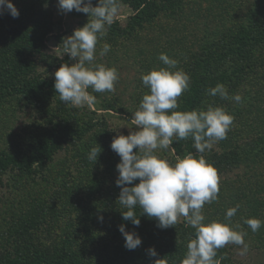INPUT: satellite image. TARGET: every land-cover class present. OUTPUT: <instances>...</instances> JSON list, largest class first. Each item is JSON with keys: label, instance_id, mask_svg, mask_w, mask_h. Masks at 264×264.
<instances>
[{"label": "rangeland", "instance_id": "374dc122", "mask_svg": "<svg viewBox=\"0 0 264 264\" xmlns=\"http://www.w3.org/2000/svg\"><path fill=\"white\" fill-rule=\"evenodd\" d=\"M40 1L47 2L44 14L47 18L50 16L56 30L47 38L32 71L54 87V73L58 68L76 62L64 53L62 41L83 27L89 16L74 9L67 13L61 11L58 0ZM132 1L118 0V16L98 41L96 59L92 62L93 67L103 64L118 70L115 92L96 93L89 88L96 102L85 107L62 102L57 92L42 101L22 95L0 99V155L12 154L16 158L28 155L37 137L58 123L83 134L66 152L55 154L43 172L23 174L13 169L1 174L0 258L14 256L24 244L31 249L60 244L69 240L73 232L77 233L75 226L80 227L78 236L83 243L96 245L107 239L123 243V235L117 237L110 229L112 219L125 209L118 200L121 188L116 185L120 157L110 145L114 137L137 131L133 114L139 109L142 97L150 94L141 76L167 67L158 58L161 53L178 61L173 71L187 73L186 66L191 56L201 50L203 41L216 39L248 15L264 22V0H151L146 8L150 12L147 20H137ZM11 2L19 10V16H24L25 9L30 4L37 5L38 0ZM105 43L111 50L100 56ZM2 44L0 40V48ZM258 52L263 58L264 50ZM13 60L19 63L16 58ZM225 88L229 97L240 94L242 103L219 96L206 98L202 110L217 107L215 103L220 102L218 107L233 115L234 123L227 138L203 154L208 161L214 152L237 148L242 159L232 169L218 172V199L205 204L202 214L205 223L227 222L235 230L246 233L245 254H241L243 246H225L231 264H264V226L253 232L244 223L248 218L264 221V67ZM184 94L178 98L179 107ZM179 107L173 111H179ZM88 126L90 129L85 132ZM99 146L102 151L94 164L88 154L91 148ZM82 153H87L86 159ZM155 154L172 164L177 161L171 147L157 150ZM111 162L114 163L109 171L106 165ZM138 183L139 179L133 185ZM237 205L236 215L225 221L226 211ZM149 221L157 230V220L150 218ZM183 222L181 217L173 228L179 229ZM134 232L142 236L140 230ZM155 241L159 246L165 245V240Z\"/></svg>", "mask_w": 264, "mask_h": 264}, {"label": "clouds", "instance_id": "9594fccd", "mask_svg": "<svg viewBox=\"0 0 264 264\" xmlns=\"http://www.w3.org/2000/svg\"><path fill=\"white\" fill-rule=\"evenodd\" d=\"M58 8L65 13L74 9L88 14L89 19L83 27L63 39L64 53L76 62L71 65L65 63L58 68L54 73V89L62 102L74 107L92 106L96 97L89 93V88L96 93H111L115 92L119 81V72L115 67L103 64L92 66L98 41L107 34L108 27L118 16V0H98L97 6L92 5V0H58ZM5 11L13 18L19 16V10L11 0H0V14ZM110 50L111 46L105 43L99 54L104 56ZM158 58L167 67L141 76L150 94L142 97L139 109L133 114L137 131L114 137L110 145L120 157L116 165V185L121 188L118 200L127 209L122 212V218L139 226L140 219L135 212L137 206L142 209L140 215L155 218L157 227L161 229L174 227L183 217L195 229V238L187 244L188 251L182 264H217V250L228 244L243 246V255L248 248L244 239L246 233L235 230L227 222L205 223L202 214L205 204L218 199V170L203 155L197 158L189 153L182 159L178 157L172 164L155 154L157 150H168L174 141L189 137L194 140L196 153L211 151L216 142L227 138L234 116L223 107L212 106L206 111H173L179 107L178 98L190 88V76L183 70H172L177 68L176 59L164 53ZM208 95L242 103L240 94L229 97L225 86L219 83L208 89ZM101 151L100 146L91 148L89 161L95 164ZM137 179L139 183L133 185ZM238 209L239 205L229 208L225 221H230ZM99 219L102 221L103 217ZM244 223L253 232L264 226V221L258 218H248ZM119 231L124 237L126 249L135 250L141 245L139 235L126 231L123 224L119 226ZM148 252L152 257L157 256L154 248Z\"/></svg>", "mask_w": 264, "mask_h": 264}, {"label": "trees", "instance_id": "16d2710c", "mask_svg": "<svg viewBox=\"0 0 264 264\" xmlns=\"http://www.w3.org/2000/svg\"><path fill=\"white\" fill-rule=\"evenodd\" d=\"M151 0H133L132 7L137 12V20H147L150 12L146 9ZM47 2L38 0L36 4H30L24 11V16L13 18L9 13L0 14V40L3 44L0 48V99L4 96L22 95L24 98H34L42 101L56 93L52 84L33 75L32 69L36 57L45 48V42L56 28L50 16L45 17L44 5ZM97 1L92 0V5L97 6ZM231 30L222 32L216 39L203 41L199 46V52H195L186 66L190 76V88L181 100L179 111L186 112L193 109L202 110L203 103L210 95L208 89L218 83L226 85L236 84L242 77L254 73L264 67L258 50H264V22L252 19L248 15L244 20L235 23ZM57 35V34H55ZM16 58L19 63H15ZM18 64V65H17ZM6 71L3 72V68ZM217 97V96H215ZM220 102H216L218 107ZM90 126L85 132L89 131ZM83 134L73 131L70 126L58 123L41 133L34 142L28 155L16 158L12 154L0 155V176L7 170H16L19 173L43 172L45 166L58 152H66L73 142H78ZM194 140L189 137L179 140L170 146L176 158H184L189 153L207 157L196 153L193 147ZM237 149V148H236ZM234 148L220 153L214 152L207 162L213 165L218 172L228 171L241 162L242 157ZM76 153V152H75ZM87 156V153H82ZM82 156V155H81ZM86 159V157H85ZM111 162L106 165L110 171ZM123 211H127L125 208ZM122 211V212H123ZM119 212L110 222L112 234L121 236L119 226L124 225L129 232L141 231L142 243L135 250L125 248L123 243L105 242L91 245L79 240V226H75L76 232L67 241L60 244H50L46 249L28 248L27 244L17 249L14 256L8 254L0 258V264H182L187 254V244L195 238V230L184 220L183 225L177 229L151 227L150 218L140 215L142 209L135 208L136 215L140 219L139 226L125 221ZM143 226V230L141 229ZM170 233V235L168 234ZM113 240V238H112ZM155 240H165L160 246ZM154 248L157 256L149 255L148 250ZM139 250V251H138ZM133 251V252H132ZM131 254H134L131 255ZM225 247L217 250L215 260L217 264H231Z\"/></svg>", "mask_w": 264, "mask_h": 264}]
</instances>
